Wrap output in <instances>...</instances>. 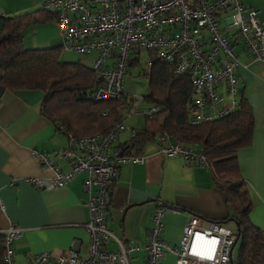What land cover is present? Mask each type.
Instances as JSON below:
<instances>
[{"label":"built area","instance_id":"obj_1","mask_svg":"<svg viewBox=\"0 0 264 264\" xmlns=\"http://www.w3.org/2000/svg\"><path fill=\"white\" fill-rule=\"evenodd\" d=\"M39 7L53 15L60 48L87 57V66L95 74L90 91L95 103L125 97V74L135 58L129 52L145 50L150 58L142 70L148 71L154 58L170 64L176 75L188 74L192 86L189 123L200 124L222 118L237 108L240 96L235 78L236 45L245 48L253 60L264 61V14L245 8L241 0H40ZM157 110L154 105L143 114ZM135 112L136 107L130 106L105 132L81 136L67 133V145L54 150V159L44 152L32 151L39 164L52 174L50 178L31 180L39 189L62 187L75 175L86 174L82 189L88 197V221L84 225L88 251L87 257L80 259L70 242L57 255L47 251L32 254L27 264H128V254L138 245L122 242L106 227L105 209L117 165L142 162L132 144L133 131L122 151L108 153L114 139L126 129L124 119ZM105 113L103 109L102 115ZM151 136L158 144V154L207 166L199 145H184L166 131ZM58 159L67 163L65 171L54 161ZM168 210L158 206L151 215L143 246L144 264H160L166 253L174 256L173 264H231L237 241L234 230L218 222L203 227L201 218L191 215L179 242L170 244L160 238L162 218ZM21 232L16 226L0 232L4 240L2 264H16L12 243ZM261 235L264 241V229ZM107 243L114 244L116 250L108 249Z\"/></svg>","mask_w":264,"mask_h":264},{"label":"crops","instance_id":"obj_2","mask_svg":"<svg viewBox=\"0 0 264 264\" xmlns=\"http://www.w3.org/2000/svg\"><path fill=\"white\" fill-rule=\"evenodd\" d=\"M39 3L40 0H0V16L42 10ZM241 4L264 14V0H241ZM44 13L47 19L29 25L23 33L26 49L60 47L57 23L52 14ZM235 52L237 91L248 102L253 122L250 144L237 151V160L252 200L249 220L261 231L264 229V61L253 60L239 44ZM74 55L78 57L77 62L88 68L86 56ZM123 89L125 97L117 107L119 116L130 106L136 107V112L124 119L126 129L114 139L109 154L122 151L130 133L144 128L143 112L153 106L139 100L142 95H135L133 83L126 75ZM42 98L38 90H9L0 84V200L3 206L0 232L8 226L21 228V235L12 243L16 264H27L32 254L42 251L60 254L70 242L80 259H85L88 251V234L84 227L88 221V197L82 189L86 174L79 173L66 185L48 190L37 188L31 181L52 176L32 151L44 152L54 159V150L66 147L69 133L40 112ZM135 152L142 156V162L117 165L105 209L107 228L122 242L138 245V249L128 254V264H144L143 246L151 215L158 206L169 208L162 218L160 238L170 244L179 242L182 228L191 215L200 217L203 227L218 222L236 231L234 221L227 219L228 204L208 166L158 154V144L153 138L144 141ZM54 161L63 171L67 169L64 160ZM110 244L112 250H116L115 245ZM173 262L174 256L166 253L160 264Z\"/></svg>","mask_w":264,"mask_h":264},{"label":"trees","instance_id":"obj_3","mask_svg":"<svg viewBox=\"0 0 264 264\" xmlns=\"http://www.w3.org/2000/svg\"><path fill=\"white\" fill-rule=\"evenodd\" d=\"M47 17L43 10L0 16V84L9 90L40 91L43 94L40 112L74 136L107 131L119 117V101L92 102L93 71L77 61L60 62L59 46L45 49L23 46L26 28ZM143 75L146 92L141 96L142 101L157 106L158 110L145 115L144 128L135 133L133 147L139 151L144 141L152 139V133L160 131H166L184 145H199L228 204L227 219L231 218L236 226L238 237L231 264H264V241L260 229L249 220L252 200L237 160V151L251 141L253 122L248 102L240 97L237 108L230 114L193 125L189 123L192 86L188 74L176 75L170 64L152 58L150 69ZM3 241L0 234V264Z\"/></svg>","mask_w":264,"mask_h":264},{"label":"rangeland","instance_id":"obj_4","mask_svg":"<svg viewBox=\"0 0 264 264\" xmlns=\"http://www.w3.org/2000/svg\"><path fill=\"white\" fill-rule=\"evenodd\" d=\"M230 29L231 28H227V30H230ZM129 53H130L129 54L130 57L131 56L135 57L137 58V60L133 65L128 67L129 72H126L125 75L133 83L134 89L136 90L135 95L137 96L143 95L146 92V77L145 75H143L144 71L142 69H143L145 62L149 59L148 52L145 50H134V51L130 50ZM74 54L66 52V51H60V54H59L60 57L58 59L61 61L62 60L63 61H76L78 57L75 56ZM230 227H233V223L230 224ZM106 245L108 249H112L110 243H107ZM166 261L169 262L170 260L167 258Z\"/></svg>","mask_w":264,"mask_h":264},{"label":"water","instance_id":"obj_5","mask_svg":"<svg viewBox=\"0 0 264 264\" xmlns=\"http://www.w3.org/2000/svg\"><path fill=\"white\" fill-rule=\"evenodd\" d=\"M237 237H238V236L236 235V239H237Z\"/></svg>","mask_w":264,"mask_h":264}]
</instances>
